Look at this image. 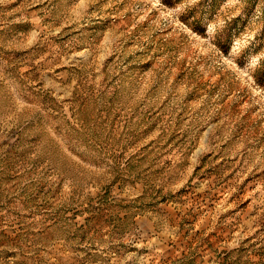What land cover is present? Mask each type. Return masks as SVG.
Segmentation results:
<instances>
[{"label": "rangeland", "instance_id": "374dc122", "mask_svg": "<svg viewBox=\"0 0 264 264\" xmlns=\"http://www.w3.org/2000/svg\"><path fill=\"white\" fill-rule=\"evenodd\" d=\"M0 264H264V0H0Z\"/></svg>", "mask_w": 264, "mask_h": 264}]
</instances>
